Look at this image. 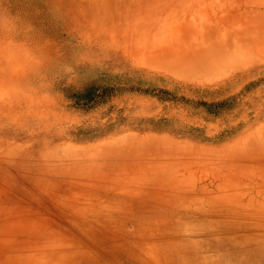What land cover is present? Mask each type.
<instances>
[{
  "label": "rangeland",
  "instance_id": "374dc122",
  "mask_svg": "<svg viewBox=\"0 0 264 264\" xmlns=\"http://www.w3.org/2000/svg\"><path fill=\"white\" fill-rule=\"evenodd\" d=\"M150 1L177 41L240 0ZM46 2L0 0V263L264 264V60L182 79Z\"/></svg>",
  "mask_w": 264,
  "mask_h": 264
},
{
  "label": "bare ground",
  "instance_id": "6f19581e",
  "mask_svg": "<svg viewBox=\"0 0 264 264\" xmlns=\"http://www.w3.org/2000/svg\"><path fill=\"white\" fill-rule=\"evenodd\" d=\"M151 2L150 0H47L46 4L76 16L79 21L77 26L83 29V33L100 24L111 30L117 29L113 33L115 37L106 40L115 49V53H111L114 58L115 56L124 57V61L131 65L154 66L162 71L175 73L182 79L195 80L203 77L216 79L229 71L235 75L250 67L253 62L264 60V16L252 14L257 17L250 18L249 14L253 12L251 4L248 3L250 10H245L241 14L239 10L242 8V0L236 7L231 8L225 2L214 8V11L229 13L236 9L237 13H235L233 21L221 22L218 20L217 23H214L207 16V20L201 21L200 24L194 22L188 24L189 29L191 27L198 28L196 38L187 36L176 41L167 39L161 32L165 25L171 27L173 24H167L164 20L160 21L156 24L157 31H154L147 21L140 23L137 19L132 24V21L125 20L121 15L124 12H129L131 8H136L135 11L139 9L145 12V16L152 15L153 17L176 10L173 7L165 9V12L160 7L151 10L148 7ZM140 5H142V9H140ZM145 6L149 11L144 9ZM257 6L263 7L264 4H257ZM171 28L179 29L181 26L177 25ZM96 38L98 41L99 39L104 40L102 37ZM101 48L104 49L102 52L108 51L105 46H101ZM261 148L264 151V146ZM251 181L253 185L261 188L264 192V179L254 181L253 178ZM262 201L264 202V196ZM40 254L48 256L47 260L53 262V257L57 252L48 250ZM40 256L36 259H39Z\"/></svg>",
  "mask_w": 264,
  "mask_h": 264
},
{
  "label": "trees",
  "instance_id": "16d2710c",
  "mask_svg": "<svg viewBox=\"0 0 264 264\" xmlns=\"http://www.w3.org/2000/svg\"><path fill=\"white\" fill-rule=\"evenodd\" d=\"M92 92H93L92 88H88L86 91L87 94H91Z\"/></svg>",
  "mask_w": 264,
  "mask_h": 264
}]
</instances>
